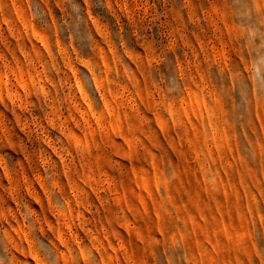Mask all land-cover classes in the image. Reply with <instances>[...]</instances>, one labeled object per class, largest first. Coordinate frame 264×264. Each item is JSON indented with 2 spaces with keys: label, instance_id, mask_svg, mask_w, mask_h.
Wrapping results in <instances>:
<instances>
[{
  "label": "rangeland",
  "instance_id": "obj_1",
  "mask_svg": "<svg viewBox=\"0 0 264 264\" xmlns=\"http://www.w3.org/2000/svg\"><path fill=\"white\" fill-rule=\"evenodd\" d=\"M0 264H264V0H0Z\"/></svg>",
  "mask_w": 264,
  "mask_h": 264
}]
</instances>
